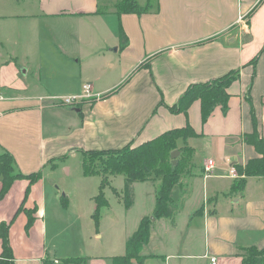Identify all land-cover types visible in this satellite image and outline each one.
Here are the masks:
<instances>
[{
    "label": "crops",
    "instance_id": "0c3cea01",
    "mask_svg": "<svg viewBox=\"0 0 264 264\" xmlns=\"http://www.w3.org/2000/svg\"><path fill=\"white\" fill-rule=\"evenodd\" d=\"M119 2L0 0V151L14 156L18 172H41L32 184L15 179L0 199V226L9 224L15 264L47 258L80 259L68 264H245L239 248L264 247V176L249 177L236 193L230 169L260 155L244 139L255 121L264 138V0H138L151 3L142 14L118 12ZM121 28L129 36L125 48ZM234 69L241 75L229 87L226 110L219 104L205 123L200 100L188 113L172 112L189 85ZM85 82L101 98L64 105L52 97L82 93ZM188 123L198 135L181 157L183 192L174 221L154 216L161 180L152 177L134 182L135 193L138 184L152 182V203L125 233L122 252L103 245L104 208L98 224L94 218L99 193L90 200V229L78 224L81 210L69 219V195L56 183L61 160L138 146ZM209 159L216 167L205 176ZM136 202L137 193L128 210ZM149 216L150 239L140 256L117 263ZM3 244L0 237V257Z\"/></svg>",
    "mask_w": 264,
    "mask_h": 264
},
{
    "label": "trees",
    "instance_id": "16d2710c",
    "mask_svg": "<svg viewBox=\"0 0 264 264\" xmlns=\"http://www.w3.org/2000/svg\"><path fill=\"white\" fill-rule=\"evenodd\" d=\"M151 3L147 5H140L138 0H120L118 4V12L127 13L134 12L142 14V12L150 9ZM120 44L122 47H127L129 43V36L120 29ZM259 57L253 59L252 64H256ZM241 75L240 69L218 77L217 79L207 81L204 83H194L189 85V89L179 98L177 104L171 108L172 112L188 113L193 101L200 100L202 102V117L205 123L214 109L221 104L223 109H227L229 104V87L233 81L237 80ZM106 96V95H104ZM192 125L188 123L185 127H177L176 129L165 131L161 136L152 140L146 141L138 146L128 145L117 150H88L85 155L99 156L101 159V167L97 168L87 165V160L83 162L84 173L86 175L100 173L103 175L102 184L100 187L99 195L97 196V206L94 214L95 222L98 224L102 208L108 206L109 200L103 192L105 184L108 182L107 174L124 173L126 178L124 188V201L126 208H130L134 204V182L146 181L151 177V174L156 170V167L163 165L161 169L162 178L159 187L157 188V200L154 216L156 218L169 217L174 221V217L178 212V202L181 198L182 192L180 191V179L183 169L182 159L178 157V164L174 165L172 162L171 153L178 149V140L180 137L185 139L191 136H197ZM247 143L255 145L259 156L252 158L247 165L237 164L238 175L232 185L234 192L243 191L247 179L251 176H264V138L261 137L257 124L255 121V131L244 137ZM181 152H186L184 148L179 149ZM188 151H191L188 150ZM170 157V158H169ZM0 175L2 177L3 187L0 191V199L3 198L5 193L10 189L15 179L28 178L31 184L41 176V172L29 174V176L18 172L15 167L14 156L8 151L0 153ZM30 189V187H29ZM29 189L27 192H29ZM34 220L32 211L29 212L28 226ZM151 217H143L140 221L139 228L134 232L126 244V254L120 257H115L117 263L129 262L131 258L139 257L141 248L149 242ZM0 237L4 242L3 253L0 257V264H15V256L13 255L11 243L9 241V224L6 222L1 223ZM239 253L243 257L245 264H264V247L259 248L256 245L249 247L239 248ZM80 261L78 258H67L63 260V264L76 263ZM44 264H55V260L47 258Z\"/></svg>",
    "mask_w": 264,
    "mask_h": 264
},
{
    "label": "rangeland",
    "instance_id": "374dc122",
    "mask_svg": "<svg viewBox=\"0 0 264 264\" xmlns=\"http://www.w3.org/2000/svg\"><path fill=\"white\" fill-rule=\"evenodd\" d=\"M147 60L149 59L147 58ZM127 80L128 78L125 79L123 83ZM190 138L185 139L184 137H180L178 140L177 148H184L186 150V152H184L183 157L186 156L185 154H189L188 150L192 148L189 143ZM1 152L2 151H0V153ZM182 154L183 152H181L179 157H182ZM85 159L88 162L87 165L89 164L97 168L98 170L100 169L102 164L99 156H89L84 155L83 152H77L73 156H69L68 158H64L63 160H61V178L56 183L57 186L60 185L61 189L63 188L60 193L66 195V192L67 196L69 195V201L71 202L69 219L72 221L74 218V212L77 213L81 210L82 212H84V217L83 220H80L78 224L79 226H83L85 224L89 225L90 229V227H92V220L87 218L89 213L90 200L92 197H96L100 192V186L102 184L103 175L100 173L86 175L84 173L83 165ZM63 164L69 165L71 167L72 172L70 174H68L67 170L63 168ZM162 166L163 165L157 166L156 170L151 174V177L156 179L155 182H158V180H161L162 178ZM107 179L108 182L105 184L103 192L106 194L109 200V207H104V211L101 218L102 226L100 227V231L105 234L102 237L104 243L103 245H111L110 243H112V251L122 252L124 250L126 241L125 233L129 230H132L135 224L134 222L137 220V218L144 212L148 211L150 208L153 194L151 192V187L153 186V184L152 182H148L144 185L138 184V187L136 188L137 202L132 210H128V208L125 207L123 196H121L122 193L125 196V193L121 191V189L123 190L124 185L126 183L125 174L108 173ZM64 199H66L65 196ZM49 201V208L51 210L50 213H53V200L50 199ZM61 225L64 227V224ZM72 231L75 230L73 229ZM63 234L66 236V229H64ZM197 235L201 236L200 234ZM63 263V260H61L60 262L55 260V264Z\"/></svg>",
    "mask_w": 264,
    "mask_h": 264
},
{
    "label": "built area",
    "instance_id": "2783aa9c",
    "mask_svg": "<svg viewBox=\"0 0 264 264\" xmlns=\"http://www.w3.org/2000/svg\"><path fill=\"white\" fill-rule=\"evenodd\" d=\"M101 94L96 95L92 91V84L91 82H85V84L82 87V93H74L71 95H56L52 96L56 102L62 103L64 105H75L77 103H81L88 100H92L94 98H101ZM216 167V162L213 161L212 159H209L208 162L206 163V174L205 176L212 175L214 173V169ZM230 175H232L234 178L239 177L238 171L232 167L230 169ZM213 263L216 262L215 258H212Z\"/></svg>",
    "mask_w": 264,
    "mask_h": 264
},
{
    "label": "water",
    "instance_id": "95a60500",
    "mask_svg": "<svg viewBox=\"0 0 264 264\" xmlns=\"http://www.w3.org/2000/svg\"><path fill=\"white\" fill-rule=\"evenodd\" d=\"M180 154H181V151L179 149H176L171 153V158H172V162H174V165H177L179 163L178 157Z\"/></svg>",
    "mask_w": 264,
    "mask_h": 264
}]
</instances>
